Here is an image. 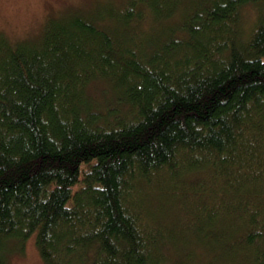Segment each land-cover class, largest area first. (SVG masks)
I'll return each mask as SVG.
<instances>
[{
    "label": "trees",
    "instance_id": "1",
    "mask_svg": "<svg viewBox=\"0 0 264 264\" xmlns=\"http://www.w3.org/2000/svg\"><path fill=\"white\" fill-rule=\"evenodd\" d=\"M0 36V264H264V0Z\"/></svg>",
    "mask_w": 264,
    "mask_h": 264
},
{
    "label": "rangeland",
    "instance_id": "2",
    "mask_svg": "<svg viewBox=\"0 0 264 264\" xmlns=\"http://www.w3.org/2000/svg\"><path fill=\"white\" fill-rule=\"evenodd\" d=\"M125 0H0V33L13 41H36L50 17L70 12L92 14L105 11L111 4H121ZM255 17L249 12L246 23ZM8 264H46L40 256L36 236L30 237L22 253H15Z\"/></svg>",
    "mask_w": 264,
    "mask_h": 264
},
{
    "label": "bare ground",
    "instance_id": "3",
    "mask_svg": "<svg viewBox=\"0 0 264 264\" xmlns=\"http://www.w3.org/2000/svg\"><path fill=\"white\" fill-rule=\"evenodd\" d=\"M50 26H51V25H50ZM50 30H51V29H50ZM0 37H1V36H0ZM6 38H7V37H6ZM35 44H36V43H35ZM216 235H217V234H216ZM26 240H27V239H26ZM177 249H178V248H177ZM177 249H176V250H177Z\"/></svg>",
    "mask_w": 264,
    "mask_h": 264
}]
</instances>
